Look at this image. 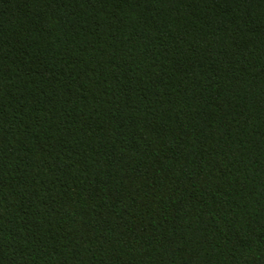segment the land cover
Segmentation results:
<instances>
[{"label": "trees", "instance_id": "1", "mask_svg": "<svg viewBox=\"0 0 264 264\" xmlns=\"http://www.w3.org/2000/svg\"><path fill=\"white\" fill-rule=\"evenodd\" d=\"M0 264H264V0H0Z\"/></svg>", "mask_w": 264, "mask_h": 264}]
</instances>
